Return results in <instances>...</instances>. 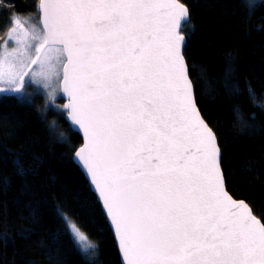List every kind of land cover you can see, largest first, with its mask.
<instances>
[{"label":"snow or ice","instance_id":"1","mask_svg":"<svg viewBox=\"0 0 264 264\" xmlns=\"http://www.w3.org/2000/svg\"><path fill=\"white\" fill-rule=\"evenodd\" d=\"M38 4L41 29L14 19L5 33L0 92L25 95V77L37 91L57 82L86 140L75 156L126 264H264V222L226 191L220 147L196 106L181 51L188 8L178 0Z\"/></svg>","mask_w":264,"mask_h":264},{"label":"trees","instance_id":"2","mask_svg":"<svg viewBox=\"0 0 264 264\" xmlns=\"http://www.w3.org/2000/svg\"><path fill=\"white\" fill-rule=\"evenodd\" d=\"M198 106L218 136L228 192L264 222V0H179ZM38 0H0V44ZM33 90V88H32ZM13 93V92H10ZM0 92V264H122L102 206L74 162L64 101ZM67 220L93 246L86 255Z\"/></svg>","mask_w":264,"mask_h":264},{"label":"rangeland","instance_id":"3","mask_svg":"<svg viewBox=\"0 0 264 264\" xmlns=\"http://www.w3.org/2000/svg\"><path fill=\"white\" fill-rule=\"evenodd\" d=\"M38 9H39V4H38L36 12L34 14H32L31 17L18 18L21 21L23 27L28 29L29 31H31L33 28H35L37 30L42 28L41 23H40V17H39V10ZM5 40H6V36H5V39L0 44V52H2V50H3L2 46H3L4 42H5ZM8 43H9L10 46L13 44L12 41H8ZM51 83H52L51 87L45 86L43 84L40 85L39 86V90H42L43 94L46 96L47 101H48V103H47L48 107H50L52 109H55V110H58V109L61 108V104H60L59 101L62 100L61 93L57 91L59 85L57 84V82L55 80H53ZM0 87H3V86L0 85ZM26 88H27V91L30 90L31 92L33 90H37L35 83H33V85L29 86V85H27V82H26ZM32 88H33V90H32ZM3 92H11V91L8 90V89H5V91H3ZM67 223H68V226H69L70 230H71V226H74L75 229L78 230V233L77 232H73L72 230H71V233L73 234V236H74L78 246L80 247V249L86 255L89 256V254L93 250L92 244L90 243L88 238H86L84 233L75 224H73L70 220H67ZM81 237H83V238H81Z\"/></svg>","mask_w":264,"mask_h":264},{"label":"water","instance_id":"4","mask_svg":"<svg viewBox=\"0 0 264 264\" xmlns=\"http://www.w3.org/2000/svg\"><path fill=\"white\" fill-rule=\"evenodd\" d=\"M178 2H179V3H182V2L179 1V0H178ZM182 4H183V3H182ZM188 10H189V9H188ZM189 13H190V11H189ZM39 17H40V23H41V26H42V25H43V21H42V17H41L40 14H39ZM190 21H191V16H190ZM183 27H184V26H182V29H183ZM182 29H181V35L184 36V41H185V42H184V44L182 45L181 51H182V54H183V56H184L185 64H186V66H187L188 77H189V79H190V81H191V83H192L193 92H194V96H195V100H196V106H197V108H198V110H199V112H200L201 117L203 118V120L205 121V123L210 127V129L213 131L214 135L216 136L217 144H218V146L220 147L219 139H218L217 134H216L215 131L211 128V126L209 125V123L205 120V118H204V116H203V114H202V112H201V110H200V108H199V106H198V103H197L196 92H195V86H194V83H193V81H192V79H191V77H190L189 65H188V62H187V60H186V58H185V55H184V50H185V47H186V44H187V37L182 33ZM34 67H35V66H34ZM27 80H28V77H25V81H26V82H27ZM4 94H6V95H12V94L19 95V93H10V92H4ZM61 97H62V100L64 101L63 108H64V111H65V113H66V122L70 125V127L72 128V130H73L74 132L78 133V134L81 136V138H82V142H83V144H82L81 147H83L84 144L86 143V140H85V137H84V135H83V132H82L81 129L78 128V126L74 125V124L71 122V117H70V115H69L68 108L66 107V105H67V103H68V98H67V96H66V95H63V94L61 93ZM81 147H80V148H81ZM220 150H221V147H220ZM74 162L79 166V168H80V169L82 170V172L84 173L86 179L88 180V182H89V184H90V187H91L92 191H93V192L95 193V195L97 196V198H98V200H99V202H100V204H101V206H102V209H103V211H104V213H105V215H106V209H104V207H103L102 199L99 197V193H98V191L95 189V186L91 183L90 175L87 173L86 168L83 166L82 162L79 161L78 158H77L75 155H74ZM221 169H222V150H221ZM222 172H223V169H222ZM223 175H224V172H223ZM224 182H225V189H226V191L228 192L227 187H226L225 176H224ZM228 194H229L234 200H236V201H238V202H239V201H242V202L246 203V204L249 206V208L252 210V208L250 207V205H249L246 201H244V200H237V199H235V198H234L229 192H228ZM252 212H253V210H252ZM253 214H254V212H253ZM254 215H255V214H254ZM256 217H257V216H256ZM106 218H107V220H108L109 226L111 227L112 233H113V235H114V238H115V241H116V245H117V249H118V252H119V255H120L121 262H122V264H126V261L123 259L122 250H121L120 245H119V237H118V235H117L116 232H115V227H114V225L111 224V222H110V218H109L107 215H106ZM257 218H258V217H257ZM258 219H259V218H258Z\"/></svg>","mask_w":264,"mask_h":264}]
</instances>
